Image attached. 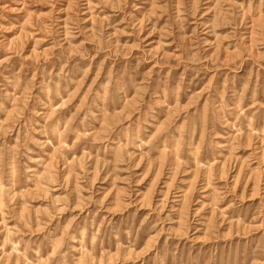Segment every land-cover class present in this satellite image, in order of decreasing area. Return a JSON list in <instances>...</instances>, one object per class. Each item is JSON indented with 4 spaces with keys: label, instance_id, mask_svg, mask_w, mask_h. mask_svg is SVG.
<instances>
[{
    "label": "rangeland",
    "instance_id": "374dc122",
    "mask_svg": "<svg viewBox=\"0 0 264 264\" xmlns=\"http://www.w3.org/2000/svg\"><path fill=\"white\" fill-rule=\"evenodd\" d=\"M0 264H264V0H0Z\"/></svg>",
    "mask_w": 264,
    "mask_h": 264
}]
</instances>
